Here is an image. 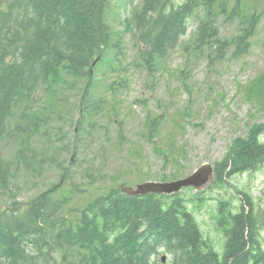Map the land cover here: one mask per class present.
I'll use <instances>...</instances> for the list:
<instances>
[{
	"label": "trees",
	"instance_id": "16d2710c",
	"mask_svg": "<svg viewBox=\"0 0 264 264\" xmlns=\"http://www.w3.org/2000/svg\"><path fill=\"white\" fill-rule=\"evenodd\" d=\"M168 1L143 0L132 17L140 31L139 53L145 67L176 41L185 18L197 6L205 13L194 40L198 48L215 43L222 51L233 43L235 52H241L255 29L256 17L246 14L248 0H234L237 13L228 16L238 20L239 31L229 39L220 38L214 26L218 6L224 10L226 0H186L166 10ZM109 7L110 0H0V144L8 140L13 151L10 159L0 156V264H264L258 220L244 191L237 190L241 204L236 212L228 209V201L218 206L217 224L225 236L221 255L204 240L176 195L169 201L160 194L127 196L111 186L99 188L84 206L64 213L66 199L56 197L69 177L64 175L62 183L30 200L17 199L16 173H38L47 156L43 150L37 155L32 146L45 120L42 111L33 110L38 86L50 90L64 71L84 83L78 123H97L108 116L100 111L103 98L89 108L81 100L87 99L105 49L120 41L114 37L120 33L109 27ZM258 86L247 95L257 89L264 107V88ZM157 123L158 119L149 121V132ZM263 131V124L254 123L245 136L232 139L215 164L214 183H226L238 172L264 163ZM155 150L161 151L158 146ZM157 244L171 253L169 262L151 259ZM53 251L61 252L60 260L53 259Z\"/></svg>",
	"mask_w": 264,
	"mask_h": 264
},
{
	"label": "rangeland",
	"instance_id": "374dc122",
	"mask_svg": "<svg viewBox=\"0 0 264 264\" xmlns=\"http://www.w3.org/2000/svg\"><path fill=\"white\" fill-rule=\"evenodd\" d=\"M127 1L110 0L107 12L109 26L120 33L121 52L112 50L110 64L100 66L97 76L94 75L91 96L86 94L87 99L81 100L88 108L92 107L107 95L111 80L124 78L125 87L115 85L119 87L115 100L107 98L102 103L105 104L103 112L116 106L110 112V116L116 118L98 120L102 132L96 128L88 133L87 126L77 122L84 84L64 71L60 74L61 80L50 90L39 89L40 99L34 101L33 110L42 111L45 120L40 130L44 132L32 139V146L39 151L49 144L56 150L47 157L39 174L16 173L19 185L15 193L20 201H27L60 180L55 158L70 174L71 185L67 182L62 191L66 197L62 212H72L83 206L99 188L119 182L134 185L145 180L183 177L203 162L220 160L231 139L243 136L252 124L264 125V107L258 101L257 89L250 97L247 95L250 88H257L256 84L264 88V0L247 1L248 12H255L253 8L257 7L261 16L245 54L240 57L226 54L223 58L206 61L200 54H192L191 48L184 51L195 29V22H191L188 32L174 48L148 70L142 65L134 44L132 13L140 0ZM237 23V20L218 19L219 35L232 37ZM154 119H158V124L150 134L148 124ZM119 121L123 127L122 137L118 135ZM261 135L264 139V133ZM75 145L77 151L73 153ZM155 146L171 152L166 155L176 156L179 165L174 160H164L154 150ZM10 147L9 142L0 144L3 159L11 158ZM87 174L92 179L97 178L93 184H88ZM229 183L234 187H205L200 194L202 201L188 204L204 238L216 249L222 248V233L214 216L216 203L223 198L237 206L239 202L234 194L239 189L251 195L261 224L259 240L264 248V163L255 170L238 172ZM193 193L182 191L181 195L187 199ZM56 197H62L61 190Z\"/></svg>",
	"mask_w": 264,
	"mask_h": 264
},
{
	"label": "water",
	"instance_id": "95a60500",
	"mask_svg": "<svg viewBox=\"0 0 264 264\" xmlns=\"http://www.w3.org/2000/svg\"><path fill=\"white\" fill-rule=\"evenodd\" d=\"M212 177L211 164L200 165L192 174L183 179H178L170 182H153L146 181L135 185L134 189L129 187H123L122 189L129 195L140 194L146 192H171L180 189L185 185L200 186Z\"/></svg>",
	"mask_w": 264,
	"mask_h": 264
},
{
	"label": "bare ground",
	"instance_id": "6f19581e",
	"mask_svg": "<svg viewBox=\"0 0 264 264\" xmlns=\"http://www.w3.org/2000/svg\"><path fill=\"white\" fill-rule=\"evenodd\" d=\"M30 67V66H29ZM30 69V68H29ZM19 71V70H18ZM3 103V102H2ZM10 108V107H9ZM7 125V124H6ZM4 126V125H3ZM29 129V128H28ZM9 133V132H8Z\"/></svg>",
	"mask_w": 264,
	"mask_h": 264
}]
</instances>
